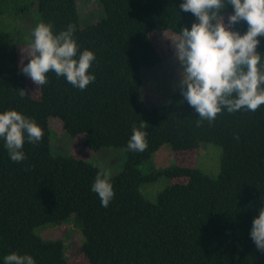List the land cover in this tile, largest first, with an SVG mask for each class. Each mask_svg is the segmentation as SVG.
I'll use <instances>...</instances> for the list:
<instances>
[{"label": "trees", "instance_id": "16d2710c", "mask_svg": "<svg viewBox=\"0 0 264 264\" xmlns=\"http://www.w3.org/2000/svg\"><path fill=\"white\" fill-rule=\"evenodd\" d=\"M183 0H99L104 18L81 26L75 0H0V15L24 18L28 6L54 32L74 25L79 51L95 54L89 72L95 81L84 90L73 87L54 72L37 86L32 97L24 75L7 69L0 60V113L13 109L35 119L43 130L38 144L25 142L26 159L13 162L0 139V264L12 252L29 254L35 264H68L59 240H43L34 229L59 224L70 215L81 224L80 251L88 264H264V252L250 238L252 220L264 201V105L257 111L224 110L211 123L197 126L198 113L183 99L179 88L163 105L144 107L142 67L164 60L151 40L152 31L178 34L191 28L196 17L183 12ZM35 5V8L31 7ZM233 12L231 5L221 15ZM245 21L234 26L246 32ZM3 33V32H2ZM32 39V36L30 34ZM264 62V36L257 37ZM8 47H14L8 44ZM25 89L21 98L17 90ZM58 119L70 136L82 134L91 151H123L121 170L110 176L114 197L101 206V224L93 222L91 185L100 170L73 155L53 153L47 121ZM141 120L148 148L127 151L132 125ZM205 143L221 149L216 177L197 168L171 165L143 173L139 166L163 144L172 151H199ZM185 179L165 187L155 202L146 200L140 186L158 177ZM100 221V218H99Z\"/></svg>", "mask_w": 264, "mask_h": 264}, {"label": "clouds", "instance_id": "9594fccd", "mask_svg": "<svg viewBox=\"0 0 264 264\" xmlns=\"http://www.w3.org/2000/svg\"><path fill=\"white\" fill-rule=\"evenodd\" d=\"M231 5L233 12L227 23L222 10ZM183 12H191L196 21L191 28L180 29L174 40V56L179 64L180 80L177 87L184 100L198 113L197 126L204 121L213 122L224 110L234 113L240 110L255 112L264 105V62L257 51L264 36V0H183L179 5ZM241 21L248 25L241 34L233 30ZM75 27L54 32L51 23L38 22L33 28L29 43L28 63L21 71L36 86L48 83L47 73L63 76L73 87L84 90L95 81L89 72L95 54L84 49L74 38ZM24 98L25 89L17 90ZM141 120L132 125L127 151L144 152L148 148L147 127ZM43 130L35 119L9 109L0 113V139L13 162L26 159L24 143L38 144ZM102 207H107L114 197L110 174L100 169L91 185ZM259 215L252 220L250 238L257 250L264 252V201ZM4 264H35L29 254L12 252L3 258Z\"/></svg>", "mask_w": 264, "mask_h": 264}, {"label": "rangeland", "instance_id": "374dc122", "mask_svg": "<svg viewBox=\"0 0 264 264\" xmlns=\"http://www.w3.org/2000/svg\"><path fill=\"white\" fill-rule=\"evenodd\" d=\"M18 4H25L28 0H15ZM76 10L79 16L80 25L96 24L104 13L99 0H75ZM35 8V5L31 7ZM24 18L28 23L12 15H0V60L7 69H18L21 73L23 65L28 63L29 43L31 41L30 30L31 21L39 20L36 10L32 12L28 6ZM227 23L228 15L222 16ZM3 32V33H2ZM177 34L171 31H152L151 40L156 44L158 51L163 55L164 60L152 67H142L140 70L142 78V103L144 107H153L167 103L168 95L177 88L180 80L179 64L174 56V48L171 40ZM13 44L14 47H8ZM23 74V73H22ZM24 75V74H23ZM29 93L32 97L38 96V87L29 77L24 75ZM49 130L50 146L53 153H63L73 155L77 158L85 159L100 169H106L110 176L118 173L122 168L123 151L116 148H100L91 151L83 144L82 134L70 137L61 126L58 119L49 118L47 121ZM221 149L218 145L205 143L200 146L199 151H178L174 152L168 144H163L154 151L150 158L139 166L141 172L148 170H164L171 165L190 166L199 169L202 173L214 178L219 171ZM185 179L158 177L154 182L140 186V192L149 202H155L156 195L165 187L176 182H183ZM93 210L90 219L101 224L100 198L96 193L91 194ZM100 218V221H99ZM36 235L43 240H59L63 245V255L68 264H88L86 258L80 251V245L84 239L81 232L79 219L70 215L65 221L54 224L47 223L34 229ZM154 260L149 259L155 264L156 255L152 254Z\"/></svg>", "mask_w": 264, "mask_h": 264}]
</instances>
